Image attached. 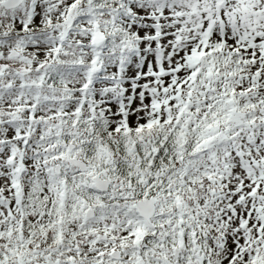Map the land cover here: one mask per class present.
I'll return each mask as SVG.
<instances>
[{"label": "snow or ice", "instance_id": "snow-or-ice-1", "mask_svg": "<svg viewBox=\"0 0 264 264\" xmlns=\"http://www.w3.org/2000/svg\"><path fill=\"white\" fill-rule=\"evenodd\" d=\"M0 264H264V0H0Z\"/></svg>", "mask_w": 264, "mask_h": 264}]
</instances>
